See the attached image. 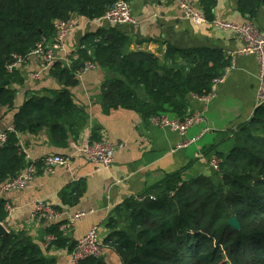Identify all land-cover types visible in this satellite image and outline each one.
<instances>
[{
    "label": "trees",
    "instance_id": "obj_1",
    "mask_svg": "<svg viewBox=\"0 0 264 264\" xmlns=\"http://www.w3.org/2000/svg\"><path fill=\"white\" fill-rule=\"evenodd\" d=\"M115 1L0 0V106L14 105L12 86L23 82L18 68L7 69L15 55L25 56L42 36H50L55 19H71L75 14L97 19ZM213 3L201 0L209 20ZM261 5L264 0H238L236 10L253 19ZM109 32L113 29L85 33L70 65L55 61L48 71L63 88L54 91L53 97L33 96L18 108L12 130H6L7 141L0 147V183L26 165L19 144L22 136L46 128L52 143L60 145L76 126L69 86L75 84L84 59L120 75L107 79L102 88L105 107L133 109L146 118L190 114L188 97L207 94L213 78L230 63L216 47L180 49L170 44L165 62L160 63L152 53L129 51L128 39L121 32L114 31L112 38L107 37ZM213 155L219 164L209 175L186 179V167L166 173L117 207L123 223L119 226L117 219H110L115 230L104 242L121 264H264V102L233 132L228 149ZM82 191L76 186L69 202L74 203ZM6 217L0 199V222ZM231 217L236 218L239 229L227 223ZM62 222L55 219L47 225L46 232L55 239L45 250L22 232L0 235V264H56V258L46 253L51 247L66 248L70 254L76 245L67 243L59 229ZM76 264L108 263L103 254Z\"/></svg>",
    "mask_w": 264,
    "mask_h": 264
},
{
    "label": "crops",
    "instance_id": "obj_2",
    "mask_svg": "<svg viewBox=\"0 0 264 264\" xmlns=\"http://www.w3.org/2000/svg\"><path fill=\"white\" fill-rule=\"evenodd\" d=\"M190 1L201 9V0ZM129 2L136 19L134 24L111 25L104 19L89 20L73 15L71 19L75 27L66 37L67 49L74 51L80 48L85 33L110 28L127 37L129 51L152 53L160 63L165 62L164 54L169 44L180 49L216 47L225 55L227 51L245 44L240 36L220 27L193 24L184 17L176 0ZM237 2L214 0L212 18L253 21L264 32V6H259L255 17L249 19L236 10ZM113 32L109 33L113 36ZM229 60V65L233 66L223 82L214 86L213 100L204 102L192 95L188 97V112L202 113L205 121L191 127L185 136L167 127L152 125L149 118L136 110L105 107L101 100L102 88L107 79L120 76L115 69L96 65L94 69L76 73L75 84L69 86L76 106L72 116L76 126L60 145L52 143L46 128L21 137L23 149L39 164L38 172L24 189L2 195L1 199L11 210L7 212L5 221L0 223L8 232L24 233L45 250L43 241L47 225L55 219L50 222L38 219L34 204L40 200L66 212L57 218L63 221L62 224L67 223L74 212L83 211L85 216L63 232L67 243L77 242L91 226L96 225L99 239L105 246V260L108 264H121L117 254L104 242L115 230L110 226V219H117L119 226L123 223L117 207L126 198L141 194L147 185L166 173L186 167L183 171L186 179L209 175L212 171L209 165L211 155L215 151L227 150L233 132L253 117L259 105L257 58L252 54H241ZM36 69L37 62L32 56L18 68L23 82L12 86L15 89L14 105L0 106V132L12 128L14 114L25 100L33 96L53 97L54 91L63 88L64 85L48 72L35 78L33 73ZM207 127L209 130L204 132ZM95 138L106 139L116 146L113 163L108 169L97 170L81 151ZM49 155L68 158V167L57 165L52 172L45 170L40 166L41 160ZM76 186L83 191L74 203L69 202ZM46 253L56 258V264H70L66 248L51 247Z\"/></svg>",
    "mask_w": 264,
    "mask_h": 264
},
{
    "label": "built area",
    "instance_id": "obj_3",
    "mask_svg": "<svg viewBox=\"0 0 264 264\" xmlns=\"http://www.w3.org/2000/svg\"><path fill=\"white\" fill-rule=\"evenodd\" d=\"M179 7L184 13V17L195 25H214L224 30L230 31L240 36L245 44L235 50L227 51L226 56L233 58L236 55L252 54L257 58L258 63V88L257 99L258 103L264 102V32H261L253 21L233 22L218 18L209 20L201 9L193 6L190 0H176ZM106 20L111 25L134 24L136 19L132 14L130 2L127 0H116L106 11L99 17ZM75 27L72 19H55L53 21V33L50 36H42L36 42L32 50L25 56L15 55L14 61L7 65V69L19 68L23 65L29 56L34 57L37 62V69L33 73L35 78H40L44 73L48 72L55 61H61L63 65L69 66L72 59L77 57L76 50L70 51L66 46V37ZM233 64L225 67L224 71L213 78L212 88L207 94L195 95L194 97L200 101L209 102L215 98L214 86L222 83L226 73L231 69ZM96 64L91 60H83L82 66L76 71L79 73L84 70L94 69ZM150 123L158 127H167L170 130L177 132L179 135L185 136L187 131L196 124L205 121L204 115L200 112H191L183 118L171 117L168 114L153 115L150 118ZM9 130H12L9 129ZM209 128H204V132ZM7 141V133L0 132V147ZM22 146V142L19 141ZM81 151L86 155L87 159L94 163L95 168L108 169L113 163L116 146L106 140L99 139L86 143ZM26 161L25 167L17 174L9 177L0 183V199L3 194L11 191H20L26 187L38 172L37 161L33 160L29 153L22 150ZM219 159L212 158V169L217 170ZM68 167L69 160L61 155L45 156L41 160L40 166L45 170L52 172L55 166ZM4 208L8 211L11 207L4 204ZM34 213L38 219L50 221L57 219L61 214L66 212L53 208L44 201H37L34 204ZM85 212H74L68 218V222L61 225V230L64 232L71 227L76 221L85 216ZM55 236L51 233L45 235L43 246L47 248ZM105 246L99 239L98 226L93 225L88 232L81 237L69 254L70 264H76L78 261L88 257H100L104 254Z\"/></svg>",
    "mask_w": 264,
    "mask_h": 264
},
{
    "label": "water",
    "instance_id": "obj_4",
    "mask_svg": "<svg viewBox=\"0 0 264 264\" xmlns=\"http://www.w3.org/2000/svg\"><path fill=\"white\" fill-rule=\"evenodd\" d=\"M111 34H107V37L111 38ZM227 223L234 229H239L240 225L238 223V221L236 220L235 217H231L228 219ZM8 231L6 230V228L3 226L2 223H0V235L6 234Z\"/></svg>",
    "mask_w": 264,
    "mask_h": 264
},
{
    "label": "rangeland",
    "instance_id": "obj_5",
    "mask_svg": "<svg viewBox=\"0 0 264 264\" xmlns=\"http://www.w3.org/2000/svg\"><path fill=\"white\" fill-rule=\"evenodd\" d=\"M214 157L216 158L215 155H211V157L209 158V165L211 166V169L213 168L212 165H211V160H212V158H214Z\"/></svg>",
    "mask_w": 264,
    "mask_h": 264
}]
</instances>
